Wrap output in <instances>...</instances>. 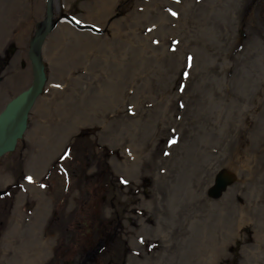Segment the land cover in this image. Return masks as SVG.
I'll return each mask as SVG.
<instances>
[{"label":"bare ground","instance_id":"obj_1","mask_svg":"<svg viewBox=\"0 0 264 264\" xmlns=\"http://www.w3.org/2000/svg\"><path fill=\"white\" fill-rule=\"evenodd\" d=\"M117 1L84 0L82 8L89 15L87 18L91 17L87 19L83 28L85 32L73 29L68 23H60L49 33V39L46 38L44 45L38 49V52L36 51L37 58L50 63L51 70L47 74L49 80L46 81V87H50L49 92L36 94V99L32 100L31 97L29 102H25L26 98L22 92L28 89V85L31 84L30 79H34L35 73L33 75L30 68L25 70L28 65L26 62L31 58L30 54H27V49L23 47L28 44L27 41H24V39L27 40L26 37L24 39L16 38L22 36V33L26 36L28 33V30H25L28 26L27 21L33 16V13H36L35 16L38 15L39 4L38 2L33 4L29 0H0V52H4L5 45L12 44V39L21 44L9 61L10 63L7 62V68L0 74V112L6 106L11 110L21 104L16 112H12L14 118L3 120L4 124L0 125V130H3L0 133L1 137L6 139L9 136L5 132L7 128L11 132L17 131L19 129L17 122L25 123L29 118L30 126L26 139L27 149L30 150V153L27 170L34 172L37 176L36 179L40 180L43 176L42 172L47 167L54 165L55 158L64 142L70 139L71 131L77 129L80 123L88 124V126H101L102 130L98 132L100 140L112 143L115 139L113 145L110 144V146L118 147L120 141L116 133L127 123L126 120L131 117L130 113L133 110L149 112L152 109L150 105L146 104V100L151 97L150 94L154 93V96H159L158 99L163 105L161 111L164 114V117L160 119L161 122L163 121L162 134L157 136L156 143L162 141V135L166 138L170 136L167 142L174 151L175 159L169 173L172 180L175 181L174 191L191 201L201 202L202 199L199 197V200L196 199L200 187L197 189L198 183L195 180L203 177L204 181L209 179V182H205V186L201 187L205 191L209 189L220 195L216 196L217 202L214 205L210 206V202L207 203L209 200H206L204 205L208 207H204L203 204H200L201 208L196 207V213L191 222L186 216L190 212L189 208L195 207L191 205L192 202L183 200L185 206H182L178 202L180 199L174 200V204L167 203L168 201L164 199L160 210L167 216L155 224H150L146 220L138 221V227L132 228L136 234H132L127 239L131 245L138 246L135 241L136 236L146 234L148 237L154 238L159 242L161 251L164 252L163 259L142 262L140 260L144 256L142 253L132 256L129 252L128 260L131 261V264H200L201 260H199L198 254L204 256L206 248L203 246L207 245L210 252L216 253L215 264L222 263L224 259L227 261L235 258L240 261V264H264V252L261 251L263 243V246L257 244V247L240 243L244 234L251 229L247 228V224H249L248 227L255 228L253 233L264 234V115H252L253 122L246 119L244 124L240 123V120L242 122L246 117V112L241 108V104H248L249 101H252L250 104L254 108L255 101L264 102V39L262 38L264 0H251V7L248 9H254V14L245 13V10H248L246 9V6L249 5L248 2H245L242 9L243 2L220 0L225 6V10L221 11L219 9L209 10L206 3L199 5L194 0L196 5L192 6L191 3V9L183 10V24L179 23L177 27L176 25L171 26L170 10H165V7L168 6L167 3L156 8L154 4L156 2L160 4L162 0H133L135 2L132 3L135 7L130 11L129 16H132L130 28L136 37L133 38L135 43L132 42V45L131 43L119 44V41L128 37L125 33L118 31V28L123 26L122 21L110 24L117 32L110 38L106 36L107 41L93 36L90 32V30H96L102 34L107 32L104 29L107 24L104 20L110 15V9L113 10L120 5ZM53 2L52 10L46 11L48 23L52 22L53 16L56 17L58 13H61L59 0H53ZM107 6L109 9L106 10ZM34 10L36 11L34 12ZM211 14H213L212 21L218 17V22L212 23L213 27L210 25L205 27L201 23H205ZM150 16L170 22L168 25L163 23V29L160 30L164 33L160 37L162 38L160 41V45L163 46L162 51L160 47V52L154 51L156 54H147L146 58L140 54L138 57L133 56V54L141 52L140 48L136 50V47H141V36L150 40V44L147 45L150 49L154 45L152 41L157 37L155 31L152 30L154 33L150 37H146L151 30L143 29V25ZM125 24L128 25V22ZM219 25L226 28L222 32L227 33L226 39L220 36L222 34L220 31L215 32V26ZM240 28H243L244 35L245 33L249 35L248 38L243 39L240 36L239 30H242ZM16 29L17 32L14 31ZM190 35L193 36L192 39H190ZM203 37L209 41L207 44H202ZM258 37L263 41H257ZM128 40L131 41L132 38H128ZM189 45V48L192 49L191 52L194 53L190 61L196 64V67H192L188 63L186 58L189 59V55L184 54L183 51ZM243 46L245 51L240 49ZM31 47L34 49L37 46L32 44ZM225 51L227 53L229 51L238 52L235 56L237 63L234 73H221L225 68L224 62L226 63L229 58L225 56ZM108 52L116 53L123 62L111 54L108 55ZM126 57H130V61L124 60ZM143 58L151 59L143 63ZM133 60H139L144 67L150 64L156 66L152 68L155 72L152 74L149 72L145 77L139 74L141 79L136 76L133 81L134 78L130 75V69L134 67ZM162 62V69L159 68L162 72L159 73L157 65ZM87 65L89 68L82 73L81 66ZM76 67L80 68L79 72L81 73L74 71ZM32 68V72H36L35 66ZM179 68H184L187 72V87L182 86V89L179 88L178 91L176 89L178 85L173 86L169 79L170 76L178 77L179 74L174 72ZM72 73L75 74L71 78L75 85L72 83L74 87L71 85L70 88L65 86V82L70 83L69 78ZM24 74L27 76L26 78H29V82L23 78ZM159 74H165V77L159 79ZM98 77L105 83L108 79L109 85L106 87V93L103 96L100 94L99 96L90 95V97H86L88 94H84V97V90L89 92L87 87L94 85V81L96 82ZM142 78L144 79L143 83L141 82ZM171 81L174 82V80ZM161 84L164 86L156 91H153L155 88H150L151 85L156 87ZM161 91L165 94L156 93ZM241 100L244 101L239 103ZM125 101L131 107L129 112L126 110V105L122 107V104H119V102ZM97 110L105 117L98 118ZM78 111L81 113L80 115H78ZM172 114V119L167 117ZM177 116L181 118L178 119ZM138 119V116L133 118L136 121ZM5 124L8 125L7 128ZM240 125H244V127ZM154 136L155 134L151 133L150 139L155 144ZM174 139L179 141L178 144L174 143ZM54 141H56L55 144H53ZM137 146L139 147V145ZM211 147L216 150L215 155L209 152ZM131 153L136 155V164L124 161L120 163L116 157L112 160L114 168L137 172L140 170L137 164L150 162L151 155L149 153L142 151H131ZM212 155L222 160H218ZM4 156L5 154L2 152L0 160ZM222 166H225L223 170L220 168ZM219 169L221 171L214 174ZM201 170L203 171L201 172ZM149 173L154 178L157 177L154 170H150ZM223 181L226 182V186L221 192L218 188L224 184ZM2 182L3 184L8 182L5 172L4 174L0 173V184ZM207 183L210 185L208 188H206ZM213 185L218 188H212ZM41 187L38 181L29 185L31 197L37 201L32 215H28L22 209L25 195L23 193L17 195L10 222L0 241V264H42L52 254L51 240H44L43 229L41 232L38 231L48 216L49 206H51L50 200H48L50 196L47 197ZM218 204L223 209H220ZM209 210L210 216L205 217L206 211ZM198 213L205 218L203 219L204 225L205 227L209 225L208 228L215 233V238L211 237L214 233L205 236L194 234L196 227L198 230V226H201L203 222V220L200 222L197 217ZM212 215L215 218L211 217ZM225 216L226 219L233 220L232 223L228 221L223 226L219 225L220 221L215 219H222ZM142 230L145 231L144 234L139 233L143 232ZM174 232L177 236L173 234ZM227 232H229L227 243L225 245L217 243L219 235L227 234ZM36 236L43 240H41L42 247L34 248L33 252L31 246L36 244ZM171 238L172 241H169ZM18 243L20 249L23 247L22 250L18 249ZM179 244H183V246L181 247ZM172 245L177 248L179 253L180 251L184 253L180 262H167L170 257L175 255L172 254ZM217 246H220L222 250H218ZM221 251L224 253L223 260H219L222 256L219 254ZM29 252H32L33 256H30L32 253ZM159 252H151L148 257L156 259L158 256L153 253L158 254ZM189 257L192 258L191 262ZM211 260L210 258L207 263L214 264V261ZM75 263L77 264V262Z\"/></svg>","mask_w":264,"mask_h":264},{"label":"rangeland","instance_id":"obj_2","mask_svg":"<svg viewBox=\"0 0 264 264\" xmlns=\"http://www.w3.org/2000/svg\"><path fill=\"white\" fill-rule=\"evenodd\" d=\"M31 3L38 2L39 4V12L38 15L35 16L33 13V16L28 19V26L25 28V30H28L26 36L22 33V36L16 38V39H24L26 37L27 40L24 39V41L28 44L23 45L25 49H27V54H30V59L26 62L28 64L25 67V70L30 68L31 73L34 76V79H30V86L32 84L33 87L37 86V89L40 90V92H44V94H47L49 92L50 87H46V81L49 80L48 73L51 70L50 69V63L47 60H40L37 58V52L38 49L41 48L42 45H44L45 39L50 37L49 33L56 28V26L60 23H68L73 29H76L78 31L85 32L83 29L87 19L91 18L88 17L82 8V3L84 0H59V6L61 9V13H58V16L52 17V22L48 23L46 20L47 17V5L48 0H38L35 2V0H29ZM98 1V0H97ZM139 1V0H138ZM144 1V0H141ZM146 1V0H145ZM150 1V0H147ZM197 3L202 4L206 3L209 10H215L219 9L221 11H224V5L222 4V1L220 0H195ZM242 3V9L244 7L245 2H248L247 8L251 7V0H235L237 3ZM119 6H117L115 9H110V15L105 18V22L107 23L105 28L107 30L106 33L102 34L98 31L90 30V32L95 37H99L104 41H107V37H112L114 34H116V30L110 26L112 22H121L123 26L121 28H118L119 32L125 33L126 39L119 41V44H127L131 43V45L134 42L133 38L136 37L135 34L131 31L130 28V19L132 16H129L130 11L134 9L133 3L135 1L133 0H118L117 1ZM133 2V3H132ZM54 3V2H53ZM167 3L168 6L165 7V10H170L169 13V19L171 21V26H178L179 23L183 24V18H184V12L185 9H191V3L192 6L195 4L194 0H162L160 4L156 2L154 4V7H162V4ZM238 3V4H239ZM196 5V4H195ZM228 5V4H227ZM230 6V5H228ZM234 7V6H233ZM93 9V8H92ZM98 9V8H95ZM109 9V6H107L106 10ZM251 11H254V9H250ZM36 10H34L35 12ZM103 11V9H102ZM247 11V10H246ZM214 12V11H212ZM211 12V13H212ZM250 12V11H247ZM233 13V11H232ZM252 14H254L252 12ZM216 15V14H215ZM127 17H129L127 19ZM213 14H211V17H208V20L205 23H201L205 25V27H213L211 25L214 22H218V17L215 18V20L212 21ZM135 20V19H132ZM128 22V25L125 23ZM168 21H163V19L159 17L150 16L145 24L143 25V29H150L149 35L146 37H150L152 33H154L152 30L155 31L157 34V37H155L152 41L154 45L151 46V49L148 44H150V40L145 39V36H141V47H136V50L140 48L141 52L133 54V56H140L142 55L144 58H146L147 54L152 55L156 54L154 51L160 52L163 46L160 45V41L162 38L161 35L164 34L160 30L163 29V23L168 25ZM95 23V22H94ZM170 23V22H169ZM97 24V23H96ZM114 24V26H115ZM153 29H152V28ZM97 28V27H94ZM13 29V28H12ZM91 29V28H90ZM215 32L217 33L220 31V33L223 32L224 29H226L223 25L222 26H215ZM242 30H239L240 36L244 38H248L249 35L247 33H242L243 28H240ZM17 32V29L14 30ZM209 32V31H206ZM68 36V35H66ZM107 36V37H106ZM191 36V35H190ZM220 36L227 38V33H222ZM128 38H132V40H128ZM193 36L190 37L192 39ZM262 38L264 39V33H262ZM215 40V39H214ZM257 41H261V38H257ZM39 41V42H37ZM263 41V40H262ZM133 42V43H132ZM209 41L206 37H203L202 44H207ZM156 43V44H155ZM36 45V48H32L31 45ZM214 44V43H213ZM243 44V43H242ZM241 44V45H242ZM117 45V44H116ZM135 45V44H134ZM244 45V44H243ZM261 46V44H259ZM136 46V45H135ZM21 47L20 42L15 41L12 39V44L5 45L4 52H0V74H2V70H5L7 68V60L8 62L12 59L13 55L16 52V49ZM190 45L183 49L184 54H190L189 50H192L189 48ZM262 47V46H261ZM240 49H244L243 47H240ZM37 51V52H36ZM2 53V54H1ZM238 52H232L229 51L228 53L225 51V56L229 57L226 60V63L224 62L225 68L221 71V73L229 74L234 73V68L237 63V55ZM112 55L115 58L119 59L117 57V54L114 52H108V55ZM140 54V55H139ZM215 56V54H214ZM131 57V56H130ZM130 57H126L124 60L130 61ZM155 57V56H153ZM226 57V58H227ZM142 59L143 63H146L149 61V59ZM225 58V59H226ZM154 59V58H152ZM192 58L189 57V59L186 58L188 63L190 65L195 66L193 62H191ZM123 62L122 59H119ZM231 60V65L229 66V62ZM83 62V61H82ZM134 67L130 69L133 81L135 80V77L141 79L138 75L141 74L144 77L151 72H155L152 70V68H155L156 66H151V64L147 67H144L140 61L133 60ZM151 62V60H150ZM10 63V62H9ZM160 63V62H159ZM83 65V64H81ZM141 67H140V66ZM163 62L158 66V69H162ZM36 68V72H32V67ZM218 66V64H217ZM82 73L87 71V68L89 66H81ZM78 67L74 69L75 72H79ZM160 70V69H159ZM165 70V69H164ZM193 70V68H192ZM145 72V73H144ZM157 72H162L157 71ZM237 72V71H235ZM240 71L238 70V73ZM4 73V72H3ZM175 74L178 73V77L176 76H170L169 82L174 85H178L176 89L178 91L182 89L183 87H186V78H187V72L184 68H179L174 72ZM32 75V77H33ZM75 75L74 73L71 74L69 78V82H65V86L70 87L73 86L72 83H74L72 76ZM77 76V75H76ZM105 76V75H104ZM27 76L24 74L23 78L27 79L25 81L29 82V78H26ZM165 77V74H159V79H162ZM99 78V77H98ZM143 78L141 82L143 83ZM171 80H174L172 82ZM42 81V82H41ZM132 81V82H133ZM24 82V81H23ZM92 82V81H91ZM93 83V82H92ZM75 85V83H74ZM109 82L108 79L106 80V83L102 81L100 78L97 79V81H94V85L88 86V91L86 92V89L84 90V94L86 97H90V95L99 96L102 94V96L106 93V87H108ZM170 85V84H169ZM164 85H158L153 86L151 85L150 88H155L153 91H156L158 89H161ZM29 87V85H28ZM27 87V88H28ZM74 87V86H73ZM71 88V87H70ZM142 88H145V86H142ZM166 88V87H165ZM180 88V89H179ZM149 89V88H147ZM157 94L164 95L161 92H156ZM151 97H148L146 100V104L150 105L152 109L149 112H146L144 110L137 111L136 109L130 113V118L127 119V123L120 128L118 133H116L119 136V145L118 147H112L113 143H108L100 140V137L98 135V132L102 130L101 126H88V124L84 125L83 123L79 124V127L73 131L72 135H70V139L67 140L64 144V147L60 149V153L57 156L56 162L54 163V167H49L44 172V179L45 181L41 180L40 185L42 186L43 192L50 198V205L49 206V214L46 217L43 224L40 225L38 231L41 232L43 229L44 234V240L47 241V239L51 240L52 244V254L49 256V258L42 262V264H68L71 258L78 257L81 259L80 264H128L130 261H128V253L130 251H137L139 253H142L144 256L140 259L142 262L149 261H160L163 259V253L160 249V245L157 243H154L152 246H155L154 250L151 252L160 251L158 254L153 253V255H157L158 257L156 259H151L148 257L150 253L144 254L141 249H133L132 247L134 245H131L129 241L127 240L128 237H130L132 234L135 235L136 233L131 230L133 227H138V221L146 220V222H160L162 221L163 217H166L167 215L164 214L162 210H160L161 203H163V200L165 199L168 201L167 203H173L174 200L179 201L182 206H185V202L183 200L192 202L191 205L195 206L192 209L189 208V211L187 216L189 218V222L193 221L194 214L196 213L195 209L196 207L201 208L200 204L204 205V202L206 200H209L207 203L210 202V206L214 205L216 196H219L220 194L215 193L212 190H204L203 187L205 186V182H209V179L204 181L202 175L199 174L202 179H197V189L200 187V190L196 194V199L199 200L202 199L201 202L198 201L195 202L194 200L191 201L187 197H183L179 192L174 191L173 185L175 184L171 178V175L169 171L173 168V162H174V151L172 150L171 146L167 142V139L170 136H167V138L162 135L161 139L162 141L158 144L157 136L161 133L162 124L161 118L164 117L163 112L161 111V108H163V105L161 104L160 100L158 99L159 96H154V93L150 94ZM24 97H27L26 95ZM85 97V96H84ZM163 97V96H162ZM244 97V96H243ZM96 98V97H95ZM245 100V99H244ZM244 100L239 101V103H242ZM252 101H249L248 104L244 103L241 104V108L244 109V112H246V117H244V120L240 123H245L246 119H252V115L260 116L264 115V102H258L255 101L254 105L255 107L252 108L251 103ZM119 104H122V107L126 105L127 112L130 111V105L127 104V102H119ZM82 105V103H80ZM253 105V104H252ZM67 109V108H65ZM98 112V118L105 117L102 115V113ZM125 112V111H124ZM123 112V113H124ZM81 113L78 111V115ZM137 114V115H135ZM122 115V111H121ZM139 117V119L133 120L135 117ZM182 116V115H181ZM169 118H173V114L171 116H167ZM178 119L181 117L177 116ZM156 118V119H155ZM236 120V117H235ZM104 121V119H103ZM157 121V122H156ZM32 122V121H31ZM160 122V123H159ZM184 122V121H183ZM253 122V120H251ZM239 123V124H240ZM155 125V126H154ZM157 125V126H156ZM241 127H244V125H240ZM160 127V128H159ZM151 133H154L155 136L153 137V141H155V144L151 141ZM28 134V133H27ZM148 134V135H147ZM107 138V135H105ZM146 136V137H145ZM23 142V143H22ZM20 141L22 143L20 145L16 144L14 146V149L9 151L5 154L4 157H1L0 160V173L4 174V172L8 176V182H3L0 184V241L2 236L5 234V230H7L8 223L10 222L12 211L15 207V201L17 198V195L20 193H23L25 195V200L23 202L22 209L27 212L28 215H32V213L35 210V205L37 201L31 197V193L29 190V185L33 182H35V174L32 173L29 174L27 170L28 166V156L30 153V150L27 149L28 142L26 138L23 139V141ZM178 144V140L174 139V143ZM56 141L53 142L55 144ZM139 145V147L137 146ZM153 146V147H152ZM151 147V148H150ZM141 149V150H140ZM134 151H142L149 153L151 155V158L149 159L150 162H146L143 164L141 162L140 164H137L140 168L137 172H132L128 170H119L117 167V170L114 168V165L112 163V160L117 157L118 162L122 163L129 162V163H135L137 159L136 155L131 153ZM127 152V153H125ZM211 154H216V150L211 147L210 151ZM155 153V154H154ZM212 155V156H214ZM231 155V153H229ZM216 159L218 157L214 156ZM140 158V157H139ZM229 158V156H228ZM218 160H222L218 158ZM58 161H60V164L58 165ZM155 161V162H153ZM155 163V164H154ZM225 164V163H223ZM58 167H63L61 170H63V173L58 170ZM222 170L225 168V166L220 167ZM92 169V170H90ZM150 170H154L156 172L157 177L155 178L149 173ZM203 170H201L202 172ZM221 170H216L214 174L219 173ZM214 176V175H213ZM211 176V177H213ZM149 180V181H148ZM46 182V183H45ZM192 182V180H191ZM220 182V181H219ZM224 184L221 186H212V188H218L219 191L222 192L223 187L226 186V182L223 181ZM28 185V186H27ZM210 186L208 183L206 185V188ZM196 189V190H197ZM180 198H179V196ZM199 197V198H198ZM194 202V203H193ZM224 204V202H222ZM208 205V204H207ZM220 209H223V207L218 204ZM204 207H208L205 206ZM183 208V207H181ZM188 209V207H186ZM198 209V208H197ZM215 210V209H214ZM210 210L206 211V216H210ZM199 216H197L201 222V220L205 219L203 216H201L198 213ZM217 213L215 216L217 217ZM211 217H214L212 215ZM215 218V217H214ZM215 220L220 221L219 225L223 226L228 223H232L233 220L226 219V216L221 218H216ZM96 224L98 227H96ZM208 225V224H207ZM249 224H247V228L250 229V231L246 230L247 233L244 234L242 241L240 242L242 245H252V247H257L258 245L264 244V234L259 233H253L255 228L248 227ZM199 229L194 230L195 235H212L214 233L212 230H210L209 225L208 227H205L204 220L201 224V226H198ZM245 227V226H244ZM144 231V230H142ZM216 232V231H215ZM245 232V231H244ZM178 233V232H177ZM176 234L175 232L173 233ZM228 234H220L219 240L217 243L225 245L228 241ZM179 235V233H178ZM215 233L211 236L213 238ZM39 236V235H37ZM36 236V237H37ZM177 236V235H175ZM37 237L35 246H31L32 251L34 252V248L38 249L42 247V239ZM42 240V241H41ZM39 241V242H38ZM99 241H102V249L97 248L95 251L94 248L96 245L99 244ZM172 241V238L171 240ZM151 241H146L143 243L145 248L148 250L150 247ZM263 243V244H262ZM96 244V245H95ZM181 247L183 244H179ZM239 245V244H238ZM17 247L19 250H22L23 247L20 249V244H17ZM205 249L206 254L202 256L203 254H198L199 260H201L200 264H208L210 258L214 261V264L217 261V258L215 257L216 253L210 252L211 250H208V246H203ZM172 254L174 257H170V259L167 260V262L174 261L177 262L182 260L184 257V253L180 251L178 252L177 248L172 245ZM224 250V247H222ZM228 248V247H227ZM16 249V248H15ZM217 249L220 250L221 247L217 246ZM99 251L98 254H95L96 251ZM181 250V249H180ZM222 250V249H221ZM264 252V246L261 250ZM32 253V252H29ZM89 253V254H88ZM230 253V251H228ZM88 254V255H87ZM222 255L219 260H223L222 257L224 253L221 251L219 253ZM73 255V256H72ZM33 256V253L30 255ZM210 256V258H209ZM214 258H213V257ZM189 261H192V258L189 257ZM83 260V261H82ZM211 260V261H212ZM220 264H240V261L238 259H230L227 260L224 259L223 262Z\"/></svg>","mask_w":264,"mask_h":264},{"label":"water","instance_id":"obj_3","mask_svg":"<svg viewBox=\"0 0 264 264\" xmlns=\"http://www.w3.org/2000/svg\"><path fill=\"white\" fill-rule=\"evenodd\" d=\"M5 150H6V148L1 147V145H0V154H1L2 152H4Z\"/></svg>","mask_w":264,"mask_h":264}]
</instances>
